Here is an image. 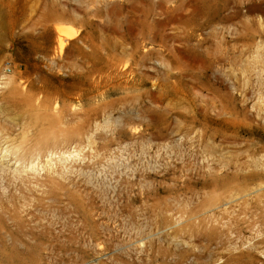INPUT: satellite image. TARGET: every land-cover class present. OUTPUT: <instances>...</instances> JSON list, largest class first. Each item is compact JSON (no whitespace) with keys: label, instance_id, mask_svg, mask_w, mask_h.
Masks as SVG:
<instances>
[{"label":"rangeland","instance_id":"374dc122","mask_svg":"<svg viewBox=\"0 0 264 264\" xmlns=\"http://www.w3.org/2000/svg\"><path fill=\"white\" fill-rule=\"evenodd\" d=\"M11 144L0 264H264V0H0Z\"/></svg>","mask_w":264,"mask_h":264},{"label":"bare ground","instance_id":"6f19581e","mask_svg":"<svg viewBox=\"0 0 264 264\" xmlns=\"http://www.w3.org/2000/svg\"><path fill=\"white\" fill-rule=\"evenodd\" d=\"M76 38V36H74L73 33H69L66 30H58V33L56 35V48L58 50V53H61L62 49H64V47L68 44H73L75 41L74 39ZM10 77H8L7 75H2L1 76V80L4 82H7V80H9ZM138 129L139 126L138 125H134V127H132L131 132L133 134H137L138 133ZM61 138L62 141H65L66 139L64 138V136H59ZM58 137V138H59ZM56 136L51 137L50 139H47L46 144H48L49 142H54V139H56ZM18 150H20V145L19 144H11L10 146H7L3 149V151L0 149V157H6L8 153L10 154H18L15 158L17 163L23 164L25 161L24 158V154H20L18 153ZM33 152H39V149L37 147H35L33 150ZM80 157V153L79 152H73V153H67L66 155H60L57 158L54 159H50L49 161H47V163H49L50 161H53L54 164H61L65 167H67L69 164L75 162L76 160H78V158ZM34 169V167H32ZM35 171V170H34ZM250 249H257V247L253 246L250 247ZM246 250V251H240L239 255H237L238 257H243V256H250L252 253L251 251ZM261 254H263V252H260ZM259 254V255H261ZM8 257L13 260V257H18L15 256L14 254L9 253Z\"/></svg>","mask_w":264,"mask_h":264}]
</instances>
